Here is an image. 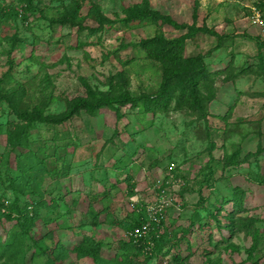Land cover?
<instances>
[{
    "label": "rangeland",
    "instance_id": "374dc122",
    "mask_svg": "<svg viewBox=\"0 0 264 264\" xmlns=\"http://www.w3.org/2000/svg\"><path fill=\"white\" fill-rule=\"evenodd\" d=\"M138 1L0 0V238L12 227L1 206L12 203L8 179L18 175L6 171L2 162L6 135L26 123L12 108L21 112L36 106L41 117L52 118L71 99L84 96V84L111 95L126 90L151 97L157 90L159 66L145 58L137 43L160 31L136 22L123 28L117 22L121 7ZM147 1L161 15L196 30L184 42V56L201 55L210 73L198 87L201 115L174 100L152 116L124 106L118 109L119 120L103 109L95 115L80 111L56 125L32 122L26 137L45 169L37 172L27 195L16 196V206L42 201L38 214L53 243L68 242L69 248L91 238L101 243L102 260L122 258L121 245L128 238L120 223L130 221L138 201L146 217L139 226L141 232L145 229L141 238L157 215L168 237L146 264H175L174 255L182 259L179 264H264V72L257 68L258 55L264 57V0ZM75 6L76 18L69 21L64 13ZM92 9L112 21L111 28H98L88 14ZM161 33L166 39L182 34L171 29ZM255 39L263 44L257 47ZM135 148L133 161L117 164ZM257 148L256 158L241 163ZM234 152L239 163L223 168L224 155ZM210 157L212 175L203 178ZM126 177L132 189L123 182ZM235 185L244 192L246 212H235L226 202L217 215L209 205L229 196ZM226 214L230 222L222 218ZM191 221L194 226L182 237L181 229ZM127 248L131 264L144 263ZM70 260L94 264L88 257ZM43 263L39 257L29 264Z\"/></svg>",
    "mask_w": 264,
    "mask_h": 264
},
{
    "label": "trees",
    "instance_id": "16d2710c",
    "mask_svg": "<svg viewBox=\"0 0 264 264\" xmlns=\"http://www.w3.org/2000/svg\"><path fill=\"white\" fill-rule=\"evenodd\" d=\"M260 6L259 4H257ZM77 6L69 7L64 13L65 17L72 21L76 18ZM88 14L94 15V20L98 24V28L105 29L111 28L112 21L105 19L99 15L96 10L92 9ZM122 18L117 22L123 27L128 26L136 22L139 25L154 26L158 31L154 36L148 39L140 40L137 45L143 51L147 60L153 61L158 64L160 69V81L157 90L151 97L146 96H131L128 91L123 90L118 94H107L92 90L89 86L83 85L84 96L71 99L63 113L49 118L48 116L41 117L40 110L34 106L30 111H16L12 108L13 113L16 115L19 121L26 122L24 125H17L14 131H8L6 135V147L4 151L2 162L5 166V170L15 171L18 175L13 179H8L7 188L14 196L12 203L8 206H1L2 216L4 219L12 223V227L9 230L4 231V237L0 238V264H29L30 261L37 260L39 257L44 258L43 264H73L70 262V257L73 256L74 260H79L84 257L90 258L94 264H131L126 258L131 255L127 253V246H130L134 251V256H141L144 263L150 258H154L155 252L161 250V246L168 241L166 231L163 229L162 219L154 217L157 222L149 221V231L144 237H140L136 242L128 238V241L121 245L122 256L121 259L116 260H102L99 259V253L101 249V243L94 241L91 238L83 237L78 240L76 244H73L68 248V242L55 241L53 243V235L51 231L47 230L46 224L38 214L39 209L44 208L42 201L31 202L30 205H24L23 208L16 206V196H24L29 191V188L36 181L37 172L45 169V162L40 159L35 152L31 149L27 137L26 126L32 122L47 124H60L67 121L78 112L82 111L87 115H95L103 109L111 111L116 120H119L122 115L119 113V108L128 107L129 109H137L141 114H151V116L158 111L163 110L168 104L175 100L176 103H186L191 111L201 115L202 98L199 96L198 87L205 82H208L210 73L206 70L203 64V57L201 55L184 56V42L191 38L196 30L192 26L188 27L184 24H177L169 16H163L158 11L153 9L147 0H139L137 3H133L127 7H121ZM261 15V14H260ZM171 29L174 31L182 32L181 35L172 39H166L163 37L161 30ZM204 32V30H202ZM256 41V46L259 45ZM259 63L257 68L262 73L264 72V57L258 55ZM263 61V62H262ZM262 62V63H261ZM263 70V71H262ZM18 94H12L17 96ZM3 98L0 97V100ZM8 106H11V100L7 99ZM65 148V147H64ZM260 148H257L254 153H247L242 159L241 163L248 158H256L259 155ZM57 149H55L53 156H56ZM136 148L133 151L125 153L123 157L126 160L119 159L117 164H121V167L127 166V162L133 161ZM211 161L210 157L205 167V171L202 170V177L211 176ZM238 152H234L230 155H224L222 167L232 166L235 167L239 163ZM126 162V163H125ZM119 167L114 165L115 169ZM56 169V168H55ZM69 168H67L68 170ZM257 183H261L259 179ZM127 188L132 189L130 177H126L123 181ZM128 196L133 194L129 191ZM63 200V199H62ZM51 202V201H50ZM74 202V201H72ZM74 204V203H72ZM226 202H231L235 212H246L244 209V192L235 185L231 187L229 196H222L215 198L213 204L209 205V208L213 212H217V215L221 211L223 205ZM201 204V202H200ZM133 209L130 213V221H124L120 223L121 229L126 234L146 221L145 211L143 206L138 203L132 205ZM203 210V208H201ZM208 216L213 218V215L209 210L205 209ZM97 217V213L94 218ZM224 220L230 222V216H222ZM155 222V223H154ZM95 224V221H91ZM195 222H190L185 229H181L182 237L190 232ZM229 226L231 227L230 223ZM228 225L223 226V231L228 230ZM229 227V228H230ZM201 229V225L196 223V229ZM245 229L249 230L248 224L245 225ZM160 230H163L160 232ZM238 230V229H237ZM181 237V238H182ZM44 240L50 244L45 245ZM147 242L152 243L149 248ZM175 264H179L182 260L178 255L171 257ZM107 261V262H105ZM75 264V263H74ZM140 264V263H133Z\"/></svg>",
    "mask_w": 264,
    "mask_h": 264
},
{
    "label": "built area",
    "instance_id": "2783aa9c",
    "mask_svg": "<svg viewBox=\"0 0 264 264\" xmlns=\"http://www.w3.org/2000/svg\"><path fill=\"white\" fill-rule=\"evenodd\" d=\"M149 210H151V209H148V211H146V212H147V213H150ZM144 230H145V229H143V232H141V231H140V228H139V229L136 228V229H134V230L128 232V233L126 234V236H127V238L132 239L133 242H136V241L141 237V235L144 233Z\"/></svg>",
    "mask_w": 264,
    "mask_h": 264
}]
</instances>
